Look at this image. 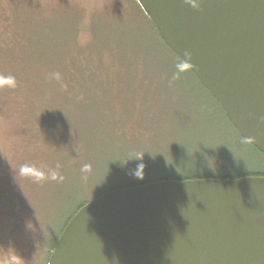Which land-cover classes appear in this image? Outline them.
Instances as JSON below:
<instances>
[{
	"label": "rangeland",
	"instance_id": "1",
	"mask_svg": "<svg viewBox=\"0 0 264 264\" xmlns=\"http://www.w3.org/2000/svg\"><path fill=\"white\" fill-rule=\"evenodd\" d=\"M135 3L0 0V75L17 81L0 88V264H47L66 222L106 190L264 171L205 89L187 73L169 83L179 59ZM130 153L143 156L124 165ZM26 163L64 179L36 183ZM139 163L142 180L128 174Z\"/></svg>",
	"mask_w": 264,
	"mask_h": 264
},
{
	"label": "water",
	"instance_id": "2",
	"mask_svg": "<svg viewBox=\"0 0 264 264\" xmlns=\"http://www.w3.org/2000/svg\"><path fill=\"white\" fill-rule=\"evenodd\" d=\"M239 137L264 155V0H135ZM47 264H264V177L162 181L80 208Z\"/></svg>",
	"mask_w": 264,
	"mask_h": 264
},
{
	"label": "clouds",
	"instance_id": "3",
	"mask_svg": "<svg viewBox=\"0 0 264 264\" xmlns=\"http://www.w3.org/2000/svg\"><path fill=\"white\" fill-rule=\"evenodd\" d=\"M184 3L186 6L190 7L194 11H199L201 8V0H184ZM191 55L189 53H184V58L179 59V61L175 64L174 72L172 74V77L169 81V83H173L175 80L179 79L181 74L189 72L193 70V65L191 63ZM52 76L59 80V74L53 73ZM17 85L16 77L14 75L8 74V75H0V88H9L14 89ZM143 154H128L124 160L123 164L126 165L129 161H139L141 160ZM91 164L85 163L81 166L80 171L82 173H89L91 171ZM144 169L145 165L143 163L137 164L136 168L128 172L129 175L142 180L144 178ZM19 173L21 175H27L29 176L34 182L40 183L45 180L48 181H56L60 180L62 181L64 177L59 172V165H57L55 168H48L46 171L40 168H37L35 165L32 164H23L19 168Z\"/></svg>",
	"mask_w": 264,
	"mask_h": 264
},
{
	"label": "trees",
	"instance_id": "4",
	"mask_svg": "<svg viewBox=\"0 0 264 264\" xmlns=\"http://www.w3.org/2000/svg\"><path fill=\"white\" fill-rule=\"evenodd\" d=\"M135 1V0H134ZM136 2V1H135ZM137 5V3H135ZM138 6V5H137ZM139 7V6H138ZM141 10V9H140ZM142 11V10H141ZM143 13V12H142ZM149 21V20H148ZM150 22V21H149ZM152 25V24H151ZM153 29L156 31V29L154 28V26L152 25ZM157 33V31H156ZM158 35V33H157ZM159 38V37H158ZM160 40V38H159ZM161 41V40H160ZM161 43L163 44V42L161 41ZM164 45V44H163ZM166 47V46H165ZM167 48V47H166ZM107 50V49H106ZM110 50V49H109ZM129 62V61H128ZM139 69V68H138ZM122 70L124 71H119L118 72V75H121V74H126L128 73V69L125 68V67H122ZM136 71V69H135ZM123 72V73H122ZM139 72L140 73H144L142 69H139ZM166 74L167 72L162 70L160 71L158 74L161 75V74ZM190 77H192L200 87L201 84L199 83V81L196 79V77L189 71V72H186ZM203 88V87H202ZM204 89V88H203ZM208 93V92H207ZM147 95V93H145ZM209 94V93H208ZM210 95V94H209ZM215 101V100H214ZM216 102V101H215ZM216 104L218 105V103L216 102ZM219 106V105H218ZM225 120L228 122V120L226 119L221 107L219 106ZM229 123V122H228ZM230 124V123H229ZM231 126V124H230ZM232 127V126H231ZM233 128V127H232ZM234 129V128H233ZM235 131V130H234ZM236 132V131H235ZM238 135V134H237ZM239 136V135H238ZM240 138V137H239ZM251 149H253L257 154L261 155L262 157H264V155H262L261 153H259L257 150H255L253 147H251L250 145H248ZM244 177H264V171L262 172H255V173H243V174H239V175H236V176H232V175H229V174H221V175H218V176H215V175H212V174H190L189 176H182V175H177V174H172V173H163V174H159L155 177H151L150 179H143L142 181H139L135 184H129V185H126V186H119V187H116V188H112V189H109V190H106L104 192H102L101 194H99L98 196L104 194V193H107V192H111V191H114V190H119V189H123V188H130V187H134V186H141V185H145V184H148V183H156V182H162V181H178V182H182V181H187V180H200V179H217V180H236V179H240V178H244ZM97 196V197H98ZM96 197V198H97ZM95 199V198H94ZM93 199V200H94ZM91 202V201H90ZM87 203L89 202H86V203H83L81 204L78 209L76 210V212L82 208L83 206H85ZM75 212V213H76ZM74 213V214H75ZM74 214L71 216V218L74 216ZM70 218V219H71ZM70 219L66 222L65 226L67 225V223L70 221ZM64 226V228H65ZM63 228V229H64ZM62 229V230H63ZM62 233V231H61ZM58 240V238H57ZM56 240V242H57ZM55 242V244H56ZM54 246L52 247V250H53ZM51 250V252H52ZM51 252L49 253L48 257L50 256ZM48 260V258H47Z\"/></svg>",
	"mask_w": 264,
	"mask_h": 264
}]
</instances>
